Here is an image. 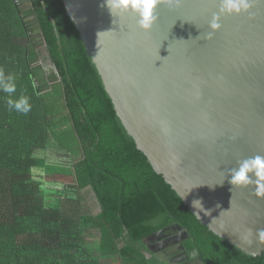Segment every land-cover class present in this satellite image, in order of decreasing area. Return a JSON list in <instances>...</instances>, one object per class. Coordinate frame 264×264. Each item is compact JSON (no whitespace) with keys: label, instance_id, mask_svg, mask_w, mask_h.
Returning <instances> with one entry per match:
<instances>
[{"label":"trees","instance_id":"16d2710c","mask_svg":"<svg viewBox=\"0 0 264 264\" xmlns=\"http://www.w3.org/2000/svg\"><path fill=\"white\" fill-rule=\"evenodd\" d=\"M0 69L14 74L24 115L0 90V264H166L144 239L173 224L204 264H264L196 219L117 115L63 0H0ZM50 69V70H49ZM66 171L46 186L36 171ZM91 188L97 214L68 193ZM54 190L59 207L46 203ZM67 191V192H65Z\"/></svg>","mask_w":264,"mask_h":264},{"label":"water","instance_id":"95a60500","mask_svg":"<svg viewBox=\"0 0 264 264\" xmlns=\"http://www.w3.org/2000/svg\"><path fill=\"white\" fill-rule=\"evenodd\" d=\"M91 55L117 115L155 171L162 174L202 223L257 256L264 242V198L233 187L230 169L264 155V0L250 12L223 14L208 39L220 0H164L150 32L130 14L111 15L105 0H63ZM218 205V206H217ZM178 231L184 237L166 264H204L190 258L179 224L144 239ZM154 253V252H153ZM185 256L181 260L177 257Z\"/></svg>","mask_w":264,"mask_h":264},{"label":"clouds","instance_id":"9594fccd","mask_svg":"<svg viewBox=\"0 0 264 264\" xmlns=\"http://www.w3.org/2000/svg\"><path fill=\"white\" fill-rule=\"evenodd\" d=\"M163 2L164 0H105L104 6L113 16L116 14L134 16L138 26L145 32H150L158 20L157 10ZM168 2L172 3L174 0ZM253 3L254 0H220L219 12L213 16L209 24L212 31L207 38L211 39L213 34L220 30L221 15L250 12ZM0 90L9 94L6 104L10 111L15 110L24 115L31 111L32 104L28 96L11 98V95L17 91L16 77L14 74L5 75L3 69H0ZM229 183L233 187H252L258 198H264V155L256 154L240 160L236 167L230 169ZM192 206L196 209L193 214L198 220L201 219L200 212L203 211L205 214L208 212L200 200H193ZM257 236L261 242H264V229H259Z\"/></svg>","mask_w":264,"mask_h":264},{"label":"rangeland","instance_id":"374dc122","mask_svg":"<svg viewBox=\"0 0 264 264\" xmlns=\"http://www.w3.org/2000/svg\"><path fill=\"white\" fill-rule=\"evenodd\" d=\"M50 70V69H49ZM40 175L42 177V179L46 182V186H60L62 184H66V183H71L73 182V176L71 173L66 172V171H62L60 173L57 174H51L49 175L47 172L43 173L42 171H36L35 176ZM67 192V191H65ZM66 197L70 198L72 197H77V198H81L82 200V204H83V208L85 211L93 213V214H97L100 211V206L99 203L95 197V194L93 193V191L91 190V188H85L82 191H77L75 192H71L68 193L67 195H65ZM45 197H46V203L48 206L50 207H59L60 205V200L57 197V195L55 194L54 190H50L48 189L45 192Z\"/></svg>","mask_w":264,"mask_h":264},{"label":"flooded vegetation","instance_id":"af4514ba","mask_svg":"<svg viewBox=\"0 0 264 264\" xmlns=\"http://www.w3.org/2000/svg\"><path fill=\"white\" fill-rule=\"evenodd\" d=\"M182 237H184V236L181 233H179L178 231H174L170 235L167 234V236L158 237V238L149 240V245H150V247L154 253L151 252V250H149L150 253L147 254L148 257H150L153 254L157 256L158 253L169 254L168 253L169 250H172L173 247H176L179 245L178 242H179V240H182ZM184 242H183V246H184ZM189 257L195 259L198 256L194 254V255L189 256ZM177 258H178V260H181L182 258H185V256L182 255V256H179Z\"/></svg>","mask_w":264,"mask_h":264}]
</instances>
